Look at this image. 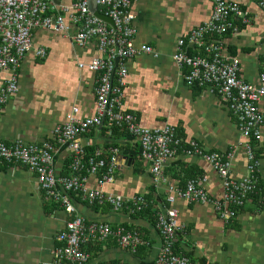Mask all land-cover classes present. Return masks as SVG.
Returning <instances> with one entry per match:
<instances>
[{
	"label": "crops",
	"instance_id": "1",
	"mask_svg": "<svg viewBox=\"0 0 264 264\" xmlns=\"http://www.w3.org/2000/svg\"><path fill=\"white\" fill-rule=\"evenodd\" d=\"M75 1L63 0L55 5L68 6ZM229 1L246 8L252 22L241 24L237 34L223 37V53L238 60L241 80L257 85L264 70V8L259 0ZM131 10L136 28L134 46L148 47L156 56L141 55L126 63L124 111L135 115L148 128L174 126L179 136L197 142L206 153L231 155L230 176L242 180L247 174L246 140L234 116L211 89L188 86L173 61L177 42L209 19L211 3L209 0H137ZM75 35V27L67 36L34 30L32 50L19 69V92L7 105H0V142L10 145L48 140L73 107L78 108L80 117L95 114L97 76L78 67L99 57L97 44L92 41L80 47L73 40ZM39 50L45 52L43 59L36 56ZM9 74L0 72V86ZM258 107L264 114V98ZM113 134L104 124L80 136L81 144L92 154L107 158L113 149L120 152L122 165L115 182L103 188L106 192L148 197L155 191L152 202L158 208H175L179 222L187 228L186 234L179 236L177 250L198 264H264V206L258 207L261 197L258 203L248 200L230 224H225L210 204L178 200L172 206L163 205L164 190L154 188L152 176L139 160L138 145L131 140H115ZM255 150L260 152L257 172L264 182V125ZM55 165L57 174L69 175L66 149L56 155ZM164 175L180 189L192 178L206 177L204 187L211 196L220 197L224 192L221 177L198 157L178 153L166 165ZM88 185L96 187L95 178L91 177ZM73 202L84 218L112 226H134L147 241L141 257L121 250L113 239L97 247L84 245V251L91 255L86 264H147L158 254L162 239L148 214L134 218L126 212L93 210L74 197ZM71 219L63 208L44 199L36 175L26 167L0 164V264L50 262L58 245L57 234Z\"/></svg>",
	"mask_w": 264,
	"mask_h": 264
},
{
	"label": "built area",
	"instance_id": "2",
	"mask_svg": "<svg viewBox=\"0 0 264 264\" xmlns=\"http://www.w3.org/2000/svg\"><path fill=\"white\" fill-rule=\"evenodd\" d=\"M136 1L97 0L100 11L112 20L111 26L94 15L90 0H76L68 6H56L53 0H0V72L10 73L0 86L1 106L7 105L19 92V69L32 50L34 30L44 29L67 36L75 27V44L85 47L95 41L99 52L98 58L78 67L97 76L93 116L80 117L78 108L73 107L66 121L56 125L48 140L10 145L0 142V164L26 167L36 175L44 199L72 216L65 229L57 234L58 245L53 250L51 261L42 264H86L91 255L84 251V245L93 247L109 239L130 254L147 244L137 229L88 220L77 212L74 205L73 195L81 202L108 206L112 212H126L129 216L151 205L144 194L125 197L103 189L115 182V175L122 165L120 152L113 149L107 158L89 154L81 144L80 136L104 124L111 133L118 128L131 135L139 147L141 164L153 178L154 188L164 190L166 205L172 206L178 200L189 204H210L218 217L229 224L237 218L250 195L262 194V190L256 191L259 159L254 156L250 142L261 140L264 125V114L258 107L264 98V70L257 85L244 82L238 76V60L223 53V37L228 33L237 34L241 24L251 23V13L236 2L209 0L212 5L209 19L180 39L173 55L184 82L191 87L211 89L228 107L246 140L247 174L242 180H234L230 176L231 155L208 154L197 142L179 136L174 126L165 124L160 128H148L142 126L135 115L124 111L126 63L141 55L156 56L152 49L145 46L137 48L133 44L136 28L131 8ZM258 3L264 8V0ZM36 56L43 59L45 52L39 50ZM62 149L67 150L70 161L67 176H60L56 171V155ZM180 152L187 157L202 159L217 172L224 188L220 197L211 196L206 191V177L190 180L184 189L167 179L164 169ZM91 177L95 178L94 188L88 185ZM162 208L155 213V227L162 245L156 257L147 264H198L177 250L179 233L186 230L178 220V211L173 207Z\"/></svg>",
	"mask_w": 264,
	"mask_h": 264
},
{
	"label": "trees",
	"instance_id": "3",
	"mask_svg": "<svg viewBox=\"0 0 264 264\" xmlns=\"http://www.w3.org/2000/svg\"><path fill=\"white\" fill-rule=\"evenodd\" d=\"M229 1V0H228ZM193 54L194 53H196L194 50H193V52H192ZM192 54V55H193ZM199 89H201V88H199ZM202 90V89H201ZM113 137H114V139L115 140H118V139H126V140H131V141H134L133 139H131V137L129 136V133L126 131H122V130H120V129H118V128H115L114 130H113ZM256 143L257 142H255V141H251L250 142V145H251V147L253 148V150H254V156L256 157V158H260V152H259V150H255V145H256ZM185 148V147H184ZM87 152L89 153V154H92L91 153V151L89 152V150H87ZM181 153V152H180ZM139 154H140V150H139ZM208 154H210V153H208ZM134 159H135V157H134ZM68 165H70V161L68 160ZM257 175H258V177H259V180H258V182H257V184H256V191H258V190H262V194H257V192L255 193V194H253V195H250L249 196V200L250 199H252V201H255V202H257L258 203V200H259V197H261V199H260V204L258 203V207H263L264 206V182L261 180V178H260V176H259V174H258V172H257ZM62 176H65V175H62ZM196 179H199V178H192V179H190V180H196ZM190 180H188V181H190ZM187 181V182H188ZM186 182V183H187ZM155 191H153L152 192V195H150V196H148L147 198H148V200L151 202V205H149L145 210H143V211H141V212H137V213H134V214H132L131 216H133L134 218H138V217H143V216H146V214H148L150 217H152L153 219H154V224H156V216H155V213H156V210H158V206H157V204L156 203H153L154 201H153V196L155 197ZM73 197H75L74 195H73ZM75 198H77V200H79L80 201V199H79V197H75ZM157 198V197H156ZM158 199V198H157ZM153 201V202H152ZM81 202V201H80ZM82 203H84V202H82ZM164 203V204H163ZM85 204H87V203H85ZM161 204H163V205H165V202H161ZM89 207H91L93 210H98V209H102L103 211H105V210H110L109 209V207L108 206H104V207H98L97 205H89V204H87ZM162 205V206H163ZM159 209H161V207H159ZM230 224V223H229ZM125 225V224H124ZM123 225V226H124ZM124 227H126L127 229H130V230H133V229H138V228H136V227H134V226H131V227H127V226H124ZM186 232H187V228H186V230L184 231V233H179V236H181V234H186ZM105 243V242H104ZM102 244V243H101ZM98 245V244H97ZM97 245H95V247H97ZM100 245V244H99ZM93 247H94V245H93ZM145 247H139L137 250H136V252L134 253L135 254V256H139V257H141V255H140V252L144 249Z\"/></svg>",
	"mask_w": 264,
	"mask_h": 264
},
{
	"label": "water",
	"instance_id": "4",
	"mask_svg": "<svg viewBox=\"0 0 264 264\" xmlns=\"http://www.w3.org/2000/svg\"><path fill=\"white\" fill-rule=\"evenodd\" d=\"M62 2L63 0H53V3L56 5H60L62 4ZM90 9L94 13V15L97 16L99 19L113 26L112 20L100 11L98 4H97V0H90ZM117 68H118V62L116 63V70ZM115 72L113 73V78H114Z\"/></svg>",
	"mask_w": 264,
	"mask_h": 264
}]
</instances>
